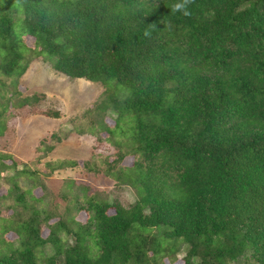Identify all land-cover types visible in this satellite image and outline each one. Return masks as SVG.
<instances>
[{"label":"trees","instance_id":"obj_1","mask_svg":"<svg viewBox=\"0 0 264 264\" xmlns=\"http://www.w3.org/2000/svg\"><path fill=\"white\" fill-rule=\"evenodd\" d=\"M4 2L0 47L11 51L5 74H22L33 58L20 65L22 53L7 43L19 34L18 19L20 34L39 46L36 56L102 91L39 142L28 163L34 170L0 153V178L8 182L5 170L14 169L30 177L27 186L46 190L43 176L79 166L114 185L103 192L80 184L74 204L62 210L47 206L44 195L32 205L16 195L7 209L25 222L22 244L9 253L0 248V264H38L30 243L40 239L58 245L44 264H264V0H193L189 15L173 11L182 0ZM127 116L135 119L131 128ZM73 133L112 139L118 151L101 164L44 161ZM128 156L131 165H122ZM125 186L136 194L132 204L111 196ZM71 214L85 220L68 230L72 242L56 243Z\"/></svg>","mask_w":264,"mask_h":264},{"label":"rangeland","instance_id":"obj_2","mask_svg":"<svg viewBox=\"0 0 264 264\" xmlns=\"http://www.w3.org/2000/svg\"><path fill=\"white\" fill-rule=\"evenodd\" d=\"M4 1L0 0L1 6L5 4ZM20 28L17 19L15 30L19 34L14 35L7 43L15 42L13 51L22 53L20 65H23L31 56L33 58L22 74L20 68L5 74L2 71V65L6 61V54L11 51L0 47V153L10 156L7 163L14 161L17 167H21L20 170L26 172L34 170V167L28 163L38 156L36 146L39 142L49 139L52 132L63 129V125L69 118L80 115L88 108L101 93L102 86L100 83L71 79L55 72L51 68L50 57L36 56L34 53L39 46L34 43L32 37L21 35ZM119 88L123 90L124 86L119 85ZM32 95L38 96L40 100L30 105L18 104V100ZM47 111L58 112L59 118L45 116L44 113ZM123 120L126 126L133 127L134 117L127 116ZM106 121L110 125L113 124V119ZM105 136L103 134L102 138ZM120 139H123L122 136ZM117 151L112 139L99 141L92 134L73 133L67 140L56 144L44 161L97 159L101 164L105 157L110 159ZM132 161L133 157L128 156L122 165L130 166ZM25 163L28 165L25 166ZM4 174L10 178L8 182L0 178V236L6 233V239L0 238V248H4L5 253H9L22 244L19 233L24 229L25 222L23 219L17 220L13 215V209L12 211L7 209L16 195L23 193L26 205L36 204L38 197L44 195L47 206H51V203L56 204L62 210L68 201L74 204L75 195L81 193L80 187L78 188L80 184L103 192L111 191L114 185V181L106 176L85 173L79 166L56 170L48 177L43 176L46 190H42L41 186H27L24 179L31 181L30 177L17 176L14 169L5 170ZM35 180L38 181L39 176H32V182ZM111 196H116L123 204H132L136 199V194L130 186L122 187L117 195L113 193ZM84 220L85 217L80 214H71L66 220L68 227L59 228V239H55L56 243L72 242L67 238V234L70 233L68 230L77 228L76 221ZM48 232L49 228L44 226L41 237L45 238ZM30 246L34 249L37 263L44 264L46 257L56 253L58 245L53 246L52 242L45 243L40 239V241H32ZM185 249L184 245L180 247L181 252Z\"/></svg>","mask_w":264,"mask_h":264},{"label":"clouds","instance_id":"obj_3","mask_svg":"<svg viewBox=\"0 0 264 264\" xmlns=\"http://www.w3.org/2000/svg\"><path fill=\"white\" fill-rule=\"evenodd\" d=\"M192 2L193 0H182L181 3L175 4L173 11H182L184 15H189L187 8Z\"/></svg>","mask_w":264,"mask_h":264}]
</instances>
